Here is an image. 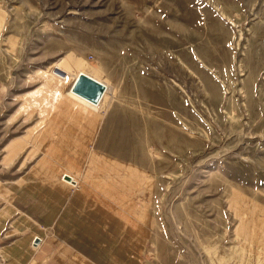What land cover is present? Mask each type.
<instances>
[{"label": "rangeland", "instance_id": "rangeland-1", "mask_svg": "<svg viewBox=\"0 0 264 264\" xmlns=\"http://www.w3.org/2000/svg\"><path fill=\"white\" fill-rule=\"evenodd\" d=\"M73 73L109 85L84 174L142 261L264 264V0H0V171Z\"/></svg>", "mask_w": 264, "mask_h": 264}, {"label": "crops", "instance_id": "crops-1", "mask_svg": "<svg viewBox=\"0 0 264 264\" xmlns=\"http://www.w3.org/2000/svg\"><path fill=\"white\" fill-rule=\"evenodd\" d=\"M67 94L50 109H33L50 113L32 127L40 128L36 140L2 160L0 264H146L136 217L122 213L103 185L86 182L91 156L103 157L90 151L103 124L98 107Z\"/></svg>", "mask_w": 264, "mask_h": 264}, {"label": "water", "instance_id": "water-1", "mask_svg": "<svg viewBox=\"0 0 264 264\" xmlns=\"http://www.w3.org/2000/svg\"><path fill=\"white\" fill-rule=\"evenodd\" d=\"M72 88L77 94L97 103L101 100L104 94L103 85L85 75L79 77ZM65 179L71 183H74V180L71 176L66 175ZM38 243L39 240L37 239L35 244Z\"/></svg>", "mask_w": 264, "mask_h": 264}, {"label": "bare ground", "instance_id": "bare-ground-1", "mask_svg": "<svg viewBox=\"0 0 264 264\" xmlns=\"http://www.w3.org/2000/svg\"><path fill=\"white\" fill-rule=\"evenodd\" d=\"M54 68H55V70H56V71H55V74H57V73H56V72H57V68L63 70V68H61V67H59V66H55ZM66 74L68 75L69 72H66ZM67 75H65V76L63 77L62 75L57 74V76H59V77H60L61 79H63V80L67 77ZM83 75L87 76L86 73H83V74L79 73V74L77 75V77H76V79H75V81H74L73 84H75V82L77 81V79H78L79 77L83 76ZM88 77H90V78H92V79L94 78L93 76H90V75H89ZM65 80H66V79H65ZM97 82L103 85L105 92H104V94H103L101 100H100L98 103L95 102V103H97L98 106H94V107H99V106H100V104L103 102L105 96H107L106 94H107L108 91L110 90V89H109V85H108L107 83H104V82L101 81L100 79H98ZM256 84H257V83H256ZM73 86H74V85H73ZM73 86H71V88H72ZM255 87H256V86H255ZM72 92H73V93H72ZM110 92H111V91H110ZM70 93H71L74 97H76V98L80 99L81 101L85 102L86 104H89V105L93 106L92 104H90V103H93V101H91V100H89V99H87V98H84V97H82L81 95L77 94V93L73 90V88L70 89ZM112 94H113V93H112ZM112 94H110V96H111ZM89 102H90V103H89ZM91 157H92V156H91ZM88 240H89V239H88Z\"/></svg>", "mask_w": 264, "mask_h": 264}]
</instances>
